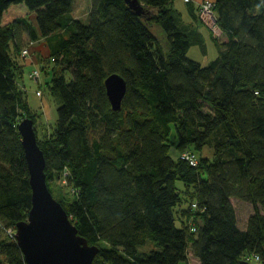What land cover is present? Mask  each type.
<instances>
[{
	"label": "trees",
	"instance_id": "obj_1",
	"mask_svg": "<svg viewBox=\"0 0 264 264\" xmlns=\"http://www.w3.org/2000/svg\"><path fill=\"white\" fill-rule=\"evenodd\" d=\"M139 1L141 14L125 0H90L83 22L70 16L74 0H0V264H25L8 229L31 206L17 124L32 115L19 78L21 51L39 37L56 65L58 103L54 129L37 137L46 181L51 191L52 179L67 171L74 196L59 201L78 233L99 247L92 264H181L188 247L199 264H251L255 254L264 264V0H210L225 38L207 25L218 55L206 65L187 56L203 39L170 0ZM202 1L184 2L199 17ZM112 72L126 81L118 110L104 86ZM172 126L179 150L196 153L212 139L214 158H198L197 166L174 161ZM177 176L194 189L180 215L196 203L195 231L182 216L175 224ZM231 197L252 203L244 228ZM149 240L157 247L137 250Z\"/></svg>",
	"mask_w": 264,
	"mask_h": 264
},
{
	"label": "rangeland",
	"instance_id": "obj_2",
	"mask_svg": "<svg viewBox=\"0 0 264 264\" xmlns=\"http://www.w3.org/2000/svg\"><path fill=\"white\" fill-rule=\"evenodd\" d=\"M200 0H192L193 6L195 7L196 3ZM172 7L178 15H180V19L182 22L198 26L200 29V33L203 39L204 47H201L199 44H191L187 50V56L197 60L202 65L208 64V62L218 55L217 48L214 44L213 37L217 39H224L225 36L222 31L219 35H216L213 31V35L211 34L210 28L207 24L202 21L198 16L197 12L191 8V5H188L184 0H170ZM90 8V0H74L72 11L70 12V16L73 18H78L81 21H88V12ZM196 12V13H195ZM197 16V17H196ZM32 22L36 23V15L35 13H31L29 16ZM218 26V25H217ZM156 29V26L154 27ZM156 34L158 37V41L164 51H167V45L165 42L164 35L156 30ZM26 39V36H25ZM40 52L37 54L39 57V61L36 62L34 56L32 55L29 48L28 53L24 54L22 49V59L25 62L23 65V73L22 77L20 76L19 81L22 85L24 91V98L26 99L29 112L33 116L29 114L25 115L30 118H34V128L37 133V137L42 138L47 133V131L53 130L56 125V108L58 103L54 98L51 91V79L53 76V68L56 67L54 61H51V58L47 52L46 47L44 49L41 47L40 41ZM38 45V44H36ZM36 47V46H35ZM32 62V63H29ZM34 62V63H33ZM36 62V63H35ZM44 66L45 68L41 70L40 66ZM34 68H38L40 70L38 81L34 80L30 73ZM58 70H61V67H58ZM57 72V71H56ZM64 76L67 80L70 79V72L65 70ZM46 133V134H45ZM169 140V155L172 157L174 161L178 160V156L180 157V153L183 151L179 150L176 147V136L175 130L172 126L171 132L168 137ZM212 139L209 141L207 145L203 147V149L197 151L196 158L197 162L193 166H197L199 161L198 158L206 157L208 159L214 158V149H213ZM182 159V158H181ZM183 160V159H182ZM176 189L181 197V202H179L174 208L175 214V224L177 226L181 225V216L185 219L189 225L198 226L202 221V214L197 207H193L185 211V214L180 215V209H187L190 206L191 201H195V193L192 185L186 186L185 182L177 176L175 179ZM51 191L53 196L58 200L70 201L74 192L70 187L67 181V171H63V173L56 175L51 181ZM231 202L234 207L236 222L240 228H244L246 226L248 216L253 212L252 203L249 200L240 199L237 197H231ZM259 210L262 214H264V206L259 205ZM193 227H191L192 229ZM196 229V227H195ZM195 231V230H192ZM0 236L3 238L6 236L5 231L0 229ZM100 246H107L106 243L100 242L98 243ZM190 244V243H189ZM156 244L151 240L147 241L143 245L137 246L138 251H148L152 248H156ZM252 263L258 264L256 260L251 259ZM181 264H199L198 258L192 253L190 247H188L187 258Z\"/></svg>",
	"mask_w": 264,
	"mask_h": 264
},
{
	"label": "water",
	"instance_id": "obj_3",
	"mask_svg": "<svg viewBox=\"0 0 264 264\" xmlns=\"http://www.w3.org/2000/svg\"><path fill=\"white\" fill-rule=\"evenodd\" d=\"M135 13L143 12L139 0H125ZM106 94L113 110L121 107L126 81L117 72L104 79ZM27 163L31 188V206L27 217L15 223L14 237L25 264H92L99 251L78 233L67 211L48 188L45 158L37 142L34 121L22 117L17 124Z\"/></svg>",
	"mask_w": 264,
	"mask_h": 264
},
{
	"label": "built area",
	"instance_id": "obj_4",
	"mask_svg": "<svg viewBox=\"0 0 264 264\" xmlns=\"http://www.w3.org/2000/svg\"><path fill=\"white\" fill-rule=\"evenodd\" d=\"M187 1V0H184ZM198 15L199 18L204 21L210 28L211 30L216 34L219 35V33L221 32V29L217 26L216 24V18H215V13L213 11V3L210 0H203L200 5H199V9H198ZM23 53L27 54L28 53V49L25 47L23 49ZM30 76L38 81V76H39V69L38 68H34L33 71L31 72ZM196 154L191 151V150H183L180 153V158H182L183 160L187 161L190 165H195L197 162V158H196ZM193 207H196V203H192ZM192 230H195V227L192 226ZM8 232L11 234V236L15 239L14 237V232L15 229H8ZM254 259H258V255H254Z\"/></svg>",
	"mask_w": 264,
	"mask_h": 264
},
{
	"label": "crops",
	"instance_id": "obj_5",
	"mask_svg": "<svg viewBox=\"0 0 264 264\" xmlns=\"http://www.w3.org/2000/svg\"><path fill=\"white\" fill-rule=\"evenodd\" d=\"M30 20H31V19H30ZM83 22H84V21H83ZM33 24L36 25V23H34V22H33ZM189 26H190V28H192V29H194V30L200 32V29H199L198 26H193V25H189ZM25 36H26V35H25ZM25 36H24V38H25ZM26 38H27V36H26ZM40 41H41V47H42L43 49H44V47H46L47 52H48V54H49V48H48L47 42L45 41L44 38L39 37V38L36 39V40H28V39H27V43H26V45H25V47H27V48L30 49V51H31L32 55L34 56V59H35L36 62L39 61V57H36V56H38L37 54L40 52V50H39V47H40V44H39V43H40ZM36 44H38V45H36ZM35 46H36V47H35ZM36 62H35V63H36ZM29 63H32V62H29ZM33 63H34V62H33Z\"/></svg>",
	"mask_w": 264,
	"mask_h": 264
}]
</instances>
